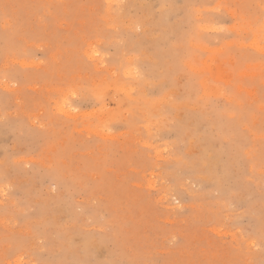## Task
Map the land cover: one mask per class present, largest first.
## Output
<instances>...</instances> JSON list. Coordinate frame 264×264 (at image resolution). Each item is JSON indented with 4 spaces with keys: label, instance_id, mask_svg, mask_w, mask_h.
<instances>
[{
    "label": "rangeland",
    "instance_id": "obj_1",
    "mask_svg": "<svg viewBox=\"0 0 264 264\" xmlns=\"http://www.w3.org/2000/svg\"><path fill=\"white\" fill-rule=\"evenodd\" d=\"M0 264H264V0H0Z\"/></svg>",
    "mask_w": 264,
    "mask_h": 264
},
{
    "label": "bare ground",
    "instance_id": "obj_2",
    "mask_svg": "<svg viewBox=\"0 0 264 264\" xmlns=\"http://www.w3.org/2000/svg\"><path fill=\"white\" fill-rule=\"evenodd\" d=\"M148 47V46H147ZM202 94V93H201Z\"/></svg>",
    "mask_w": 264,
    "mask_h": 264
}]
</instances>
